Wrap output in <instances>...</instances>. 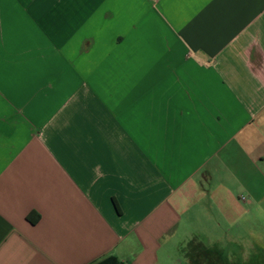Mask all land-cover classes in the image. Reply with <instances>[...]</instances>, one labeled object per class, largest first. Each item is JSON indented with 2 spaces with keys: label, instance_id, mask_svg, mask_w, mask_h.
Masks as SVG:
<instances>
[{
  "label": "crops",
  "instance_id": "1",
  "mask_svg": "<svg viewBox=\"0 0 264 264\" xmlns=\"http://www.w3.org/2000/svg\"><path fill=\"white\" fill-rule=\"evenodd\" d=\"M107 255L264 264V0H0V264Z\"/></svg>",
  "mask_w": 264,
  "mask_h": 264
},
{
  "label": "trees",
  "instance_id": "2",
  "mask_svg": "<svg viewBox=\"0 0 264 264\" xmlns=\"http://www.w3.org/2000/svg\"><path fill=\"white\" fill-rule=\"evenodd\" d=\"M90 264H123L117 257L114 255H107L105 257L98 258L91 262Z\"/></svg>",
  "mask_w": 264,
  "mask_h": 264
},
{
  "label": "rangeland",
  "instance_id": "3",
  "mask_svg": "<svg viewBox=\"0 0 264 264\" xmlns=\"http://www.w3.org/2000/svg\"><path fill=\"white\" fill-rule=\"evenodd\" d=\"M220 241H221L220 245L223 244V248L225 249V251L230 250L229 246L227 244V239L226 238L225 239H220ZM243 243H247V239L243 240ZM237 256H240V255L237 254Z\"/></svg>",
  "mask_w": 264,
  "mask_h": 264
}]
</instances>
